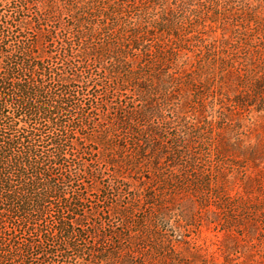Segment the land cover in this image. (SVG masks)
Returning a JSON list of instances; mask_svg holds the SVG:
<instances>
[{
  "label": "trees",
  "instance_id": "obj_1",
  "mask_svg": "<svg viewBox=\"0 0 264 264\" xmlns=\"http://www.w3.org/2000/svg\"><path fill=\"white\" fill-rule=\"evenodd\" d=\"M33 4L37 40L0 30V264H264V0Z\"/></svg>",
  "mask_w": 264,
  "mask_h": 264
},
{
  "label": "rangeland",
  "instance_id": "obj_2",
  "mask_svg": "<svg viewBox=\"0 0 264 264\" xmlns=\"http://www.w3.org/2000/svg\"><path fill=\"white\" fill-rule=\"evenodd\" d=\"M6 4H7V0L2 1V6H1L2 12L6 13L5 15L7 17L10 16V15H16V18H15V20H13L12 25H7L5 22L1 23L4 20H2L0 22V24H2L3 27H4L3 28L1 26L0 30L4 31L5 35H7V33L9 32L8 33L9 37L7 38L8 39V41H7L8 44H10L12 46L19 45L20 41L23 39L25 41V44L27 45L30 41L37 40L38 39V35L33 30L34 26H37V25L34 24V23L26 25V23H25L26 19H30L33 16V14L36 13L37 5L36 4H33V6L31 5L23 13H15L16 8L13 7L12 9H10V8L6 7ZM39 9H41V8H39ZM65 12H67V11H65ZM70 23H71V20L69 19V17L67 15H63L62 16V26H64L65 24H70ZM41 27H42V30L44 32L45 31V23ZM1 36L2 35H0V47L3 45L2 41H1ZM71 36H73L72 33H71ZM39 37H41V36L39 35ZM39 39H40V42H42L41 38H39ZM73 39H76V38L72 37V41H73ZM101 41H102V39L101 40L97 39V40H94L93 42L101 43ZM74 42H76V40H74ZM43 46H45V43H43ZM56 50L57 51L55 52V54H56L57 58L50 59L51 60L50 62L51 63L53 62V64H56V66H61V68H63L64 65H65L64 61L61 60V58L63 57V55H62L63 49L59 46ZM103 64H104L103 61H100V62L99 61H97V62L96 61H93V62L90 61L89 68H90L91 72H93L95 74V76L97 78H98V76H100L99 74L104 72L103 67H102ZM101 92H102V88H101ZM100 94L101 93H99V96H100ZM130 96H132V94H131L130 91H128V95H126L127 101H130V99H129ZM84 99H86V102L89 103L90 102L89 100H91L92 98H91V95H87V96L84 97ZM96 113H98V115H101L102 111H96ZM60 116H63L62 117L63 120H67L71 124L76 125V127L78 126L79 123H81V118H82L81 115L78 114V112H75L72 109L68 110L67 112H64L63 115H60ZM94 116H95L94 114L90 113V115L87 117V121L86 122H88L91 119H93ZM78 118L80 120H77ZM153 121L157 122L156 119H153ZM54 128H55V126H53L50 129V131L52 130L54 132L55 131V130H53ZM3 131H5V130H3ZM84 132L87 133L88 130H84ZM49 134H51V133H49ZM165 135H166L164 137L165 139H168V138H170L172 136V134L170 135L169 133H165ZM133 176H137V178H139L138 174H133ZM142 180L146 182V185L148 184V179L143 177ZM139 182H140V179H134V186H139L141 188L142 185ZM93 195L96 196V199H101L97 195L96 191H93ZM105 201H106V203L112 204L111 199H108V200H105ZM187 206H188V202L187 203L184 202V206L183 207L186 209ZM193 211H197V207L195 209H193ZM190 220L193 221V224L189 226V229H190V232H189L190 237H189V239L191 240L190 241V248H192V250H199V252H201V244L205 245V246L208 244L210 251H214L215 250V246L212 244L214 239H215L214 233L212 231H210V230H205V231H203L204 233L201 234V221L199 222V220H195V218L193 219L191 217H190ZM220 259L222 260V257H220Z\"/></svg>",
  "mask_w": 264,
  "mask_h": 264
}]
</instances>
